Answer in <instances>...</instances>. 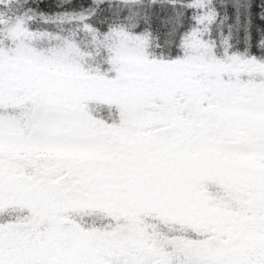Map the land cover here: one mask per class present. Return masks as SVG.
Here are the masks:
<instances>
[{"label":"snow or ice","instance_id":"1","mask_svg":"<svg viewBox=\"0 0 264 264\" xmlns=\"http://www.w3.org/2000/svg\"><path fill=\"white\" fill-rule=\"evenodd\" d=\"M0 264H264V0H0Z\"/></svg>","mask_w":264,"mask_h":264}]
</instances>
